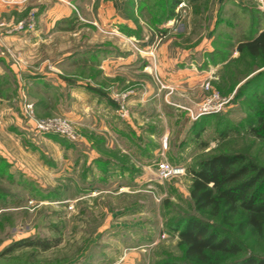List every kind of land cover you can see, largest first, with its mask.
<instances>
[{
  "label": "rangeland",
  "instance_id": "374dc122",
  "mask_svg": "<svg viewBox=\"0 0 264 264\" xmlns=\"http://www.w3.org/2000/svg\"><path fill=\"white\" fill-rule=\"evenodd\" d=\"M158 1L161 11L167 0ZM200 4V13L205 16L201 28L207 34L212 32L214 43H222L213 46L210 60L223 64L207 68L202 93L191 91L189 95L195 99L183 100L176 86L157 72L156 50L163 41L156 45L153 57L144 52L146 44L131 43L140 59L146 60L147 92H141L133 76L136 73L125 67L116 82L100 76L104 91L88 80L92 75L96 80V72L103 69L84 64L70 51L82 45L90 51L100 48L98 56L106 59L113 45L107 32L91 41L80 25L73 28L80 29L79 33L68 38L61 31L65 27L61 22L45 20L43 0H0V22L9 27L18 21L33 22L31 29L8 33L0 28V60L14 66L20 78L17 85L5 89L9 92L6 104L11 106L8 112H14V119L4 118L8 123L5 133H0V195L20 201L19 206L8 203L0 208V264H160L166 259H181L177 232L171 226L178 216L193 213L187 168L202 157L237 151L264 166V141L245 128L253 118L249 108L258 98L264 101V73L256 77L264 66L259 68L256 61L228 63L238 56L234 44L241 35H251L255 26L264 27V3L250 0L244 11L228 3L229 14L222 18L216 14L217 20L210 0ZM222 9L218 7L219 12ZM195 15L193 10L194 20ZM145 23L158 26L161 22ZM88 53L84 55L93 57ZM29 72L38 76L51 72L50 79L55 78L56 84H29ZM127 74L131 78H125ZM79 78L91 83L88 89L93 93H104L106 102L97 104L89 92L81 97L78 93L80 99L72 100L68 83ZM130 90L126 98L128 117H122L117 95ZM211 93L222 102L221 109L193 119L185 108L195 111ZM111 95L116 99L110 102L113 109L107 101ZM50 117L69 120L77 140L34 129L33 119ZM125 134L145 146L150 158L142 156ZM106 161L116 165L106 167ZM161 161L180 166L183 172L160 178L157 165ZM123 164L137 170L132 178L127 172H119L118 166ZM27 236L58 238L59 243L46 250L24 247L1 253L13 240ZM244 242L246 251L264 255V237Z\"/></svg>",
  "mask_w": 264,
  "mask_h": 264
},
{
  "label": "trees",
  "instance_id": "16d2710c",
  "mask_svg": "<svg viewBox=\"0 0 264 264\" xmlns=\"http://www.w3.org/2000/svg\"><path fill=\"white\" fill-rule=\"evenodd\" d=\"M200 1L187 0L195 14L200 13ZM153 2L157 13L155 16L162 12L164 19L176 15L179 0H167L162 4L161 11V3L158 0ZM148 26L159 28L157 25ZM256 27L251 29V35L243 34L237 40L238 56L228 63L246 65L256 61L259 68L264 66V27ZM257 72L258 78L264 69ZM249 109L253 118L245 128L264 141V101L258 98ZM126 128L130 131L129 126ZM131 134L135 133L131 130ZM125 137L128 138V134ZM128 140L140 149L142 156L150 158L145 146L133 140L132 136ZM105 165L111 166L107 161ZM118 167L120 173H128L129 179L137 172L134 166L123 164ZM187 172L190 176L189 199L193 213L178 216L174 226H171L177 232L182 258L166 259L160 264H264V255L246 251L244 242L264 237V166L244 152H217L200 158L194 167L187 168ZM9 199L0 195V208L7 207L8 203L19 206V199ZM58 243V238L27 236L13 240L1 253H12L24 247L46 250Z\"/></svg>",
  "mask_w": 264,
  "mask_h": 264
},
{
  "label": "crops",
  "instance_id": "0c3cea01",
  "mask_svg": "<svg viewBox=\"0 0 264 264\" xmlns=\"http://www.w3.org/2000/svg\"><path fill=\"white\" fill-rule=\"evenodd\" d=\"M43 1L46 4L44 7L45 20L49 21L50 24L57 21L61 22L62 27L63 25L65 26L61 28V31L67 33L68 38L69 34L75 35L76 32L79 33L80 29L84 31L83 34H85L86 37L92 38L91 41H94L95 37L100 38L107 32L106 35H108L109 40L111 39L110 43L112 42L113 44L107 50L111 55L107 56L104 60L98 56L99 53H101L100 51H102L100 48H95L93 51H90L85 49L82 45L70 51V53L76 52V59H83L85 61L84 64H91L92 68L97 66L98 69H103V72H96V80L92 79L94 75L88 76V80H90L89 82L92 84L88 83V80H84V78H79L76 79V81L68 83L71 86L69 97H72V100L76 97L77 100L80 99L78 98V93L81 97V95H85L86 92H89L93 94V99L96 100L95 102L97 104L101 105L100 102H106L107 96L98 89V92L102 95L97 91L93 93L88 89L89 84L94 85L95 88H102L105 91L104 87H101L104 85L100 78L102 77L103 79L105 76H108L111 81L116 82L118 81V73L122 71L124 67L129 71L132 69V72L136 73V75L133 76H136V83L140 85L141 92H147L149 87L146 81L148 73L143 70L146 66V60L140 59L141 56H138L137 52L134 51L131 47V43H135L132 46H143L147 43V39L150 37V27L145 23L146 20H160L161 23L158 24V27H162L166 22L174 19L175 16L165 19L164 16L160 14L159 16H155L157 13L153 8L155 4L153 0ZM248 1L250 0H210V3L215 6L214 20H217L216 14H219L221 18L229 14L226 9L228 3L242 7L243 9L241 8V11H244V7L247 5ZM218 7L223 8L221 12L218 11ZM74 8L77 10L76 12ZM192 8L191 4L188 15L180 20L176 25V30L168 26L170 30L169 38L163 40L156 50L158 74L162 76L168 84L176 86L177 92L183 94V97H179L183 100L195 99L189 95L192 94L191 91L199 90L202 93L201 84L203 80L207 78V68L212 69L214 64L217 68H220L223 64V61L218 60L214 62L210 60V56L214 53L213 46L222 45L220 42L214 43V41H212L213 35L210 31L213 29V26H211L209 30L210 34H207V30L205 33L201 28L203 27L202 18L204 15H195V18L198 20H194L192 17ZM80 25H82V27L76 31ZM102 30H104V33L101 32ZM223 36L225 35L223 34ZM199 38L201 39L198 40ZM125 40L128 41L125 42ZM237 44L238 42L234 44L235 56L238 55L236 49ZM83 52H89L88 54L93 53V57L85 56ZM104 52H106V50ZM83 56L85 57L83 58ZM97 56L98 60L95 59ZM76 63L78 64L79 62L76 61ZM52 70L55 69L52 68ZM50 74L53 75V73L48 72L38 76V74L29 72V84L40 85L41 83H45L46 85L52 84L54 86L56 83L53 81L57 80L53 77L50 79ZM127 77L131 78L128 74L125 78ZM18 79L20 78L14 66L0 60V88L2 89L0 91V133H5V125L8 123L4 121V118L9 117L11 120L14 119V112H8L11 106L6 104L7 101H9V97L7 96L9 92H6L7 90L5 89H7L9 85H17ZM75 89H78V91H75ZM113 95L107 100L111 109H113V105L110 102H113L115 99ZM15 118L18 120L16 116ZM4 122L6 124H4ZM11 129H13V126H11Z\"/></svg>",
  "mask_w": 264,
  "mask_h": 264
},
{
  "label": "built area",
  "instance_id": "2783aa9c",
  "mask_svg": "<svg viewBox=\"0 0 264 264\" xmlns=\"http://www.w3.org/2000/svg\"><path fill=\"white\" fill-rule=\"evenodd\" d=\"M3 1H9V0H3ZM259 3L263 4L264 0H258ZM189 5L187 3V0H179L178 4L175 8V18L166 22L164 26L159 27L158 29H152L149 28V34L150 37L147 39L146 46L144 48V52L147 53V55L153 57V50L155 49L156 45H158L161 41L167 38V36L170 33L169 27H172L173 30H176V25L185 18L188 15L189 11ZM175 24V27H174ZM169 26V27H168ZM33 27V22H23L18 21L12 26H6L5 23L0 22V28H5V32H11V31H20L24 29H31ZM205 88L207 89V84H205ZM131 93L130 91H125L120 95L119 98V107H118V113L122 117H128V109L126 106V98ZM222 102L218 100V97L215 93H211L204 101L197 104L196 110L193 111L190 107H186L185 109L188 111L190 116L193 119H197L198 117L209 114L211 112H216L221 109ZM26 111L28 113L31 112V106L30 104L26 105ZM33 126L34 129L40 133H56L70 141H75L78 138V135L72 125V123L67 120L66 118L61 117H50L46 119H33ZM157 171L158 176L160 178H166L170 177L176 174H179L183 172V168L180 166H174L169 164L168 162L161 161L157 165Z\"/></svg>",
  "mask_w": 264,
  "mask_h": 264
}]
</instances>
